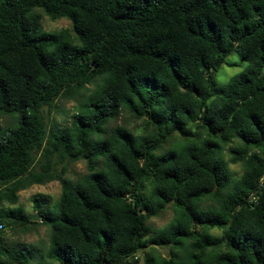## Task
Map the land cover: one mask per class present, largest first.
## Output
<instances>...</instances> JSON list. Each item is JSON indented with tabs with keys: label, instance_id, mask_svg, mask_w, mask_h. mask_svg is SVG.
Masks as SVG:
<instances>
[{
	"label": "trees",
	"instance_id": "1",
	"mask_svg": "<svg viewBox=\"0 0 264 264\" xmlns=\"http://www.w3.org/2000/svg\"><path fill=\"white\" fill-rule=\"evenodd\" d=\"M36 10L72 32H45ZM232 52L247 67L219 94ZM80 96L69 124L48 126L44 107ZM123 112L153 133L108 129ZM0 117L14 120L0 127V222L47 226L43 259L264 264V0H0ZM235 141L238 179L224 158ZM77 161L86 174L66 179ZM51 181L61 193L47 212L34 205L39 218L5 206ZM168 204L172 221L150 237ZM4 231L1 263L29 264ZM159 248L168 254H146Z\"/></svg>",
	"mask_w": 264,
	"mask_h": 264
},
{
	"label": "rangeland",
	"instance_id": "2",
	"mask_svg": "<svg viewBox=\"0 0 264 264\" xmlns=\"http://www.w3.org/2000/svg\"><path fill=\"white\" fill-rule=\"evenodd\" d=\"M41 14V24L43 30L48 33H56L61 30H68L72 32V26L69 20L65 18H60L57 20H51L45 16L40 11L36 10ZM247 64L242 61L240 56L236 52H232L225 59L221 67L216 71L214 76V81L218 93L221 94V91L224 90L226 84L229 80L239 75L245 71ZM94 88L93 85L88 86L87 91H82L81 94L86 96ZM83 97H76V99L62 98L58 99L54 107L49 110L44 107L42 112L47 120L48 126L54 125L56 129L63 127L69 124L71 120V115L76 112V109L79 107V104L82 102ZM14 120L10 117H0V127L5 128L8 125L13 124ZM124 125L129 128L131 131L137 134H152L151 127L146 126L145 121L136 120L127 112H123L116 120L108 124V129ZM193 128V132H194ZM200 137H203V133H199ZM175 141H178V138L175 137ZM171 141V140H170ZM238 143L235 141L232 144L228 145L224 150V158L228 164V169L231 173L233 179H238L243 172V167L241 163L231 164L229 163V154L227 150L229 148L237 147ZM169 147V142L162 144V147L159 150H165ZM160 152V151H159ZM86 163L84 161L73 162L68 165L66 168L65 178L71 181H75L78 177L86 174ZM61 193L60 184L58 181H51L44 185H32L25 190L18 192V202L15 205H7L8 208H21L26 214L31 215V218L39 215L37 212L34 213V205H41L43 212L49 210L44 208H53L55 201L59 198ZM37 199V200H36ZM36 200V201H35ZM45 205V206H44ZM174 217V210L171 204H168L164 211H162L158 216L152 217L148 220V226L151 229L150 237H152L156 232L167 226ZM211 235L220 236L221 231L212 230L210 231ZM5 244L9 246H16L18 248H26L31 251L28 256L29 264H57L50 260L43 259V255L48 247L49 242V229L47 226L42 224L34 225L23 231L19 227L12 229H5L4 231ZM24 247V248H23ZM169 252L168 249H157V252H151L149 249L146 250L147 255L158 254L161 256L167 255ZM145 252L139 253L136 258L130 260V264H145Z\"/></svg>",
	"mask_w": 264,
	"mask_h": 264
},
{
	"label": "built area",
	"instance_id": "3",
	"mask_svg": "<svg viewBox=\"0 0 264 264\" xmlns=\"http://www.w3.org/2000/svg\"><path fill=\"white\" fill-rule=\"evenodd\" d=\"M262 185V184H261ZM260 185V186H261ZM249 202L251 203H256V197H255V193H253L251 196H250V199H249ZM4 231V226H3V224L0 222V234L2 233ZM0 264H2L1 263V261H0Z\"/></svg>",
	"mask_w": 264,
	"mask_h": 264
},
{
	"label": "water",
	"instance_id": "4",
	"mask_svg": "<svg viewBox=\"0 0 264 264\" xmlns=\"http://www.w3.org/2000/svg\"><path fill=\"white\" fill-rule=\"evenodd\" d=\"M95 68H96V66H95ZM39 217H40V215H37V216H34L33 218L36 219V218H39Z\"/></svg>",
	"mask_w": 264,
	"mask_h": 264
}]
</instances>
